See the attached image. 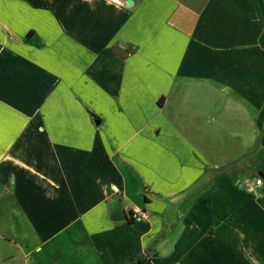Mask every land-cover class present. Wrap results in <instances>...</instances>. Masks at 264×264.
Returning <instances> with one entry per match:
<instances>
[{
  "label": "crops",
  "instance_id": "1",
  "mask_svg": "<svg viewBox=\"0 0 264 264\" xmlns=\"http://www.w3.org/2000/svg\"><path fill=\"white\" fill-rule=\"evenodd\" d=\"M257 125L264 0H0V264H264Z\"/></svg>",
  "mask_w": 264,
  "mask_h": 264
},
{
  "label": "rangeland",
  "instance_id": "2",
  "mask_svg": "<svg viewBox=\"0 0 264 264\" xmlns=\"http://www.w3.org/2000/svg\"><path fill=\"white\" fill-rule=\"evenodd\" d=\"M224 64L225 63L221 65L220 70L223 71L226 69L227 71H229L228 67L224 68ZM219 79H221V81H225V80L229 81V74L228 77L222 74V76ZM262 93L263 90L260 91L258 94L262 95ZM249 112L250 114L252 113L253 116L255 115V118L257 117V111L253 112L252 110ZM254 129L257 136H255L256 139L248 150V154L252 155V160L250 156H249L250 158L248 159V162H251V164L238 168L241 169V171L238 172L236 171V173H234V175L238 179L242 180L243 178H246L243 181L244 184L246 185L245 186L246 189L250 183L251 185H253L252 182H254L255 178L258 176L256 169H259L262 161L264 160V148H263V143L261 141V134L264 130V125H257L255 126ZM206 132L207 134L213 132L221 136V138L218 140L207 142L209 151L216 152L217 150L218 151L223 150L225 146L227 147L231 146V150H230L231 153L238 154L245 149V145H243L244 143L242 142V139H244L245 136L249 137L251 135V125L246 120V116H242L241 113L234 111L233 115L228 114L222 116L221 125H219V123H216L215 125H207ZM245 159L246 158L242 159L244 161L243 163L246 162ZM236 166H237V161L235 162L233 167ZM234 175L232 173V176ZM252 191H256V188L253 187Z\"/></svg>",
  "mask_w": 264,
  "mask_h": 264
},
{
  "label": "water",
  "instance_id": "3",
  "mask_svg": "<svg viewBox=\"0 0 264 264\" xmlns=\"http://www.w3.org/2000/svg\"><path fill=\"white\" fill-rule=\"evenodd\" d=\"M109 219L113 222H121L127 219V215L117 200H113L109 206Z\"/></svg>",
  "mask_w": 264,
  "mask_h": 264
},
{
  "label": "built area",
  "instance_id": "4",
  "mask_svg": "<svg viewBox=\"0 0 264 264\" xmlns=\"http://www.w3.org/2000/svg\"><path fill=\"white\" fill-rule=\"evenodd\" d=\"M260 184H261V179L260 178H256L254 180V182H253V185H251V184L248 185L247 190L252 191L253 187L258 186ZM130 215H131L132 220L141 219V216L138 213H136V212H132Z\"/></svg>",
  "mask_w": 264,
  "mask_h": 264
},
{
  "label": "trees",
  "instance_id": "5",
  "mask_svg": "<svg viewBox=\"0 0 264 264\" xmlns=\"http://www.w3.org/2000/svg\"><path fill=\"white\" fill-rule=\"evenodd\" d=\"M129 213L131 214L132 213V211H129ZM129 214V218H128V221L129 222H133V220H132V218H131V215Z\"/></svg>",
  "mask_w": 264,
  "mask_h": 264
}]
</instances>
